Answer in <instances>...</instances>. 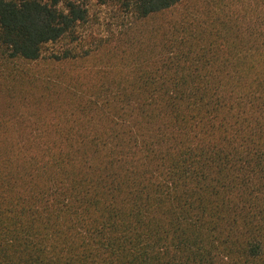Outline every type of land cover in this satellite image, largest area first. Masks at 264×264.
<instances>
[{
	"label": "trees",
	"instance_id": "16d2710c",
	"mask_svg": "<svg viewBox=\"0 0 264 264\" xmlns=\"http://www.w3.org/2000/svg\"><path fill=\"white\" fill-rule=\"evenodd\" d=\"M0 264H264V0H0Z\"/></svg>",
	"mask_w": 264,
	"mask_h": 264
},
{
	"label": "rangeland",
	"instance_id": "374dc122",
	"mask_svg": "<svg viewBox=\"0 0 264 264\" xmlns=\"http://www.w3.org/2000/svg\"><path fill=\"white\" fill-rule=\"evenodd\" d=\"M93 10L97 14V17H100V20H99L100 24L108 22V19L111 18V14H109V12L106 11L105 9L94 7ZM54 74L56 75V73ZM48 75L55 76V75H52L51 73Z\"/></svg>",
	"mask_w": 264,
	"mask_h": 264
}]
</instances>
